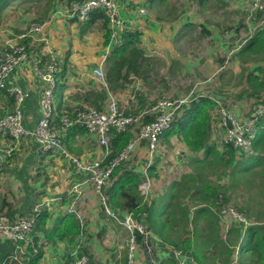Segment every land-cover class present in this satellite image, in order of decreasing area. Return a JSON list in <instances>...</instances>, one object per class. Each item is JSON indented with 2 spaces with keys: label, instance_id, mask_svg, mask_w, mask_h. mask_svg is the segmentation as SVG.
Wrapping results in <instances>:
<instances>
[{
  "label": "crops",
  "instance_id": "1",
  "mask_svg": "<svg viewBox=\"0 0 264 264\" xmlns=\"http://www.w3.org/2000/svg\"><path fill=\"white\" fill-rule=\"evenodd\" d=\"M115 1L118 4V17L124 25L119 36L126 30L140 31L139 43L145 56L140 73L129 75V81L117 89H111L108 84L105 86L94 73L100 67L106 71V58L113 48L110 43H104L102 19L76 21L68 14V0H15L9 5L25 11L29 6L35 8L30 12L35 14L32 20L42 26L39 32L33 33L26 32L30 25L28 28H20L12 47L26 35L32 38L31 44L41 43V46L33 49L27 60L15 66L2 79L0 118L13 110L14 92L20 90L26 94L19 106L22 126L27 131L35 129L41 117L40 97L43 89L47 87L46 82L35 71L34 57L38 55L47 61L55 58L60 66L53 90L55 116L52 123L55 126H58V118L62 113H72L87 106L104 108L110 93L115 95L120 108L126 106L130 100L126 109L133 113L152 104L160 94L178 96L183 92L190 93L192 100L199 95L219 100L238 118L249 112L256 99L240 93L246 87L244 77L259 63L242 64L246 70L241 74L242 66L241 63L238 64L237 54L234 57L235 62L232 61L233 65H224L228 48L225 39L217 31L219 23L216 20L219 18L222 21L225 12L230 13L231 19L236 18V21L238 18L243 19L248 0H221L219 2L226 7L216 8L214 15L213 8L210 16L206 12L217 0ZM140 8H144L145 12L139 13ZM236 14L241 15L234 17ZM24 19L27 21L28 16L25 15ZM237 28L238 26H227L225 30L230 31L225 33L235 34L237 38L240 33L236 32ZM238 30H246V25L242 28L240 26ZM208 41L216 45L207 46ZM218 44L220 47H217ZM10 47L5 44V49ZM6 52L1 53L0 58ZM163 64L165 65L161 67ZM163 68L172 72L169 76L182 72L183 77L194 78V84L188 86L183 81L172 92L168 81L167 85L162 83L160 71ZM154 72L158 75V83L151 81V74ZM238 78L241 79L239 84ZM186 88L188 90L179 91ZM130 131L133 136L137 133L132 129ZM211 131L210 143L217 147L224 158L223 142L221 143L220 138L222 132L215 122ZM61 135L67 152L82 162L104 160L110 152V147L106 149L98 144L95 134L88 133L77 125L61 132ZM0 146L11 149V156L0 171V204L2 201L8 204L3 209L4 213L12 209L14 217H28L33 216L32 212L35 210H46L48 217L45 227L48 229L53 228L60 215L74 213L81 226L80 233L71 242L47 241L44 234L34 227L30 238L38 236V242L43 243L42 255L37 264H64L67 260L84 254L89 257L90 264H129L130 252L134 257L130 264H149L146 248L135 241L134 248L130 249L131 233L121 224V220L128 213L122 206V201L114 203L108 200L107 204L115 217L107 215L94 186L88 182L89 173L77 168L69 156L56 150L39 151L37 142L27 135L12 139L0 134ZM202 155V152H191L180 135H170L166 130L159 138L154 155L149 154L148 143L142 141L130 150L124 163L127 168L138 172L141 179L148 175L153 182L150 194L161 198L170 194L171 182L178 180L183 174L193 173V158H201ZM152 165L155 168L150 173L148 168ZM215 170L217 173L230 171V174L221 175L220 182L230 179L233 190L247 184L249 190L243 189L245 196L237 197L241 200L242 207L255 201L256 210L264 212V115L257 123L252 152L245 154L235 151L234 158L226 169L216 164ZM75 184H79L82 190V195L78 197L69 194ZM233 190L231 196H234ZM259 201L262 203L258 205ZM248 214L252 220H262L261 224H264V217L256 216L259 215L256 211H248ZM233 222L235 221H229L228 226ZM121 228L128 233V240L118 235ZM149 244L154 264L175 263L174 250L158 237L152 236ZM193 250L200 256L207 257L210 248L206 249L201 239L194 243ZM184 261L185 264H202L188 255L184 256ZM213 264L221 263L215 258ZM230 264H237L235 257Z\"/></svg>",
  "mask_w": 264,
  "mask_h": 264
},
{
  "label": "trees",
  "instance_id": "2",
  "mask_svg": "<svg viewBox=\"0 0 264 264\" xmlns=\"http://www.w3.org/2000/svg\"><path fill=\"white\" fill-rule=\"evenodd\" d=\"M13 2L15 0H0V15ZM96 18L102 19L104 43L107 44L110 39V29L104 10H93L88 19ZM27 36L22 37L14 46L22 45L25 52L30 54L33 49L40 47L41 43L31 44L32 38ZM140 38V31L126 30L121 36V42L114 45L109 52L106 58L105 79L111 89L121 88L129 81V75L140 73L141 63L145 60L144 50L139 43ZM8 51H12V47ZM238 53L246 54L254 60L261 59L264 56V27L256 29ZM54 60L57 61L55 58ZM46 61L43 58L42 64ZM257 63L259 65L244 77L246 87L240 95L246 94L255 98L256 102L264 103V60ZM242 68L241 74H244L246 69L242 70ZM0 90L3 89L0 87ZM216 106L217 101L212 97L199 95L189 102L179 118H175L170 124L167 130L170 135H180L191 152L203 154L201 158L198 156L193 158L195 167L193 173L183 174L178 180L171 182L170 194H165L161 198L156 196L145 198L139 192V185L142 182L139 173L127 168L123 160L114 165L109 180L102 188V193L111 202L122 201V206L127 212H131L133 218L143 225L145 232H148L149 242L152 236H156L174 251L181 250L185 255L194 257L202 264H213L215 258H218L221 264H230L234 257L237 264H264V224H261L262 220H252L253 218L248 214V211L251 213L256 211L259 214L256 216L264 217V212L260 213L256 210L257 203L254 201L252 204L238 208L248 221L247 224L235 221L225 227L219 209L222 205L229 204L230 195L225 194V190L219 194L216 185L209 180L199 187L208 167L214 170L216 164H219L226 169L231 164L235 151L240 153L231 144L223 143L224 158H222L217 147L210 143L213 110ZM54 116L55 112L53 118ZM147 121L149 119L144 120ZM132 134L128 130L114 132L111 135L110 152L103 164L111 162L119 155L133 137ZM62 135L61 140H63ZM154 168L152 165L148 171L152 173ZM189 191L191 194H186ZM180 192L183 194H178ZM186 200H190V204ZM262 201H259L258 205ZM7 205V202H1L0 214L15 218L12 209L8 208L9 210L3 212ZM32 215L34 227L44 234L47 241L71 242L81 231L79 220L74 213L60 215L51 229L45 227L48 217L46 210H35ZM133 234L136 243L145 248V234L137 229L133 230ZM201 239L206 249L210 248L207 257L200 256L196 250H193L194 243ZM38 241V236L30 239V243L26 246L24 263L34 264L41 258L43 243ZM14 252L15 244L12 241L0 240V264H18L12 258Z\"/></svg>",
  "mask_w": 264,
  "mask_h": 264
},
{
  "label": "built area",
  "instance_id": "3",
  "mask_svg": "<svg viewBox=\"0 0 264 264\" xmlns=\"http://www.w3.org/2000/svg\"><path fill=\"white\" fill-rule=\"evenodd\" d=\"M95 9L104 10L110 29L111 46L117 45L121 42L120 33L124 30L123 22L118 17V4L115 0H68V14L71 18L78 22H85L88 20L90 13ZM145 9L140 8L139 13H144ZM247 17L253 21L258 22V28L264 27V0H248ZM41 25L38 23L30 24L28 31L30 33L39 32ZM257 28V29H258ZM247 30V28H246ZM254 29L251 35L254 33ZM250 35V36H251ZM250 36L243 40V42H235V44L228 49L224 65H227L228 59L234 56L242 47V45L250 38ZM30 54L25 52L24 46H13L12 51H8L3 58H0V87L3 86L2 79L23 60H27ZM35 71L46 82L47 87L42 91L40 97L41 117L39 118L34 130L27 131L22 126V115L19 109L20 103L26 96L23 91L16 90L14 92L15 100L13 110L0 118V134L8 136L12 139H18L23 135L32 137L38 144L39 151L56 150L60 151L65 156H69L75 166L79 169L85 170L89 173L88 182L92 183L107 215L115 217L107 204V198L102 193L103 186L107 183L110 173L114 167L122 160L128 158L130 150L141 140H146L148 143L149 154L152 156L157 150V144L160 135L170 127V124L175 120L186 105L192 101L191 94H186L177 98L169 96H161L157 98L152 104L145 106L139 112L133 113L129 110H123L119 107L117 98L110 93L104 108L97 109L93 107H85L84 109H76L72 113L65 112L58 119V126L52 124L53 120V89L55 86L56 75L59 72L60 66L54 58L42 64L40 55L35 56ZM97 78L106 86L105 72L100 68L94 70ZM217 106L213 110V122L221 130V140L223 143H228L234 149L241 153L249 154L252 152V141L257 128V123L264 115V103L256 102L249 110V112L238 118L219 100ZM185 105V106H184ZM182 109V110H181ZM145 119L149 121L144 122ZM138 123L137 133L129 140L126 147L114 158L111 162L103 164V159H97L92 162H82L78 157L70 155L62 142L60 136L61 132L67 130L73 125H77L88 133L97 136L98 144L109 148L111 135L114 132H125L134 124ZM107 150L106 153H108ZM11 156V149L9 147L0 146V171L8 158ZM150 178L147 175L139 185V192L145 198L150 190ZM69 194L78 197L82 194L79 184H75L69 190ZM221 220L225 227L228 226L229 221H238L247 224L248 221L234 206L227 204L220 207ZM121 224L131 233L130 249L134 248V234L133 230L137 229L145 234L146 253L149 247L148 232H145L143 225L133 218L132 213L128 212L121 220ZM34 229L33 216H17L9 218L4 214H0V240H10L15 244V252L12 256L18 264L24 263V254L26 246L30 243V234ZM23 242V244H20ZM175 264H185V254L181 250H175ZM152 252L150 253L151 259ZM132 262V252L129 253V264ZM151 264L153 260L150 261ZM34 264H37L34 263ZM64 264H90L87 255H81L75 259L64 262Z\"/></svg>",
  "mask_w": 264,
  "mask_h": 264
},
{
  "label": "rangeland",
  "instance_id": "4",
  "mask_svg": "<svg viewBox=\"0 0 264 264\" xmlns=\"http://www.w3.org/2000/svg\"><path fill=\"white\" fill-rule=\"evenodd\" d=\"M219 1H221V0H217V2H216L217 4L215 3L216 5L215 4L214 5H210V8H208V10L206 12L209 16H210V11L213 8H215L212 11V13L214 15L217 12L216 8L226 7L225 5L223 6L221 4V2H219ZM226 5L227 6H230V4H228V3ZM34 10H35V8H32L31 6H29L28 8H26V11L24 9L20 8V7H14V6H9L6 9L5 13L3 14V16L0 19V54L1 53H4L6 51L8 52V50L5 49V44H7V45H9V46L12 47V44L15 42V40L17 38V34L19 33L20 28H28V26L32 22L34 23V21L32 20V18L34 17L35 14L34 13H30V12H32ZM246 11H247V9H246ZM27 12H29L30 14H28ZM243 12H245V11H243ZM25 15L28 16L27 21L24 19ZM240 15L241 14H236V15H234V17H236V16L239 17ZM223 16H224V18L222 19V21H220L219 18L216 19L218 21V23H219V25H217V31H218L219 35L223 39H225V43H226V46H227L228 49H230L235 44L236 41L237 42H243L244 39L248 38L251 35V33H252V31L254 29H257L258 28L257 27L258 26V22L251 20V18H248L247 17V12H246V15L245 14L243 15V17H244L243 19H239L238 18L237 21H236V18L231 19V14L228 13V12L223 13ZM244 24L246 25L247 30H238L239 27L241 26V28H242L244 26ZM213 25L214 26L216 25L215 21H214V24ZM227 26H231V28H234L235 26H238V28L236 29V32H240V33H238V37L237 38H236L235 34L228 35V33H225V32H229L230 31V30H225V27H227ZM26 30H27L26 31L27 33H30L28 31V29H26ZM230 33H232V32H230ZM235 38H236V40H235ZM38 41H40V40H38ZM221 42H223V40H221ZM208 45L209 46H215L216 43L211 42V41H208L207 46ZM217 47H220L219 44H218ZM237 54H238V56H237L238 58L237 59L239 60L238 61V64L241 63V66L244 63L251 62L253 64V63L257 62V61L260 62V60H264V56L261 59L254 60L253 58L248 57L246 54L240 55L237 52L234 56H232L230 59H228L227 65L228 64L230 65L233 60L235 62V58L234 57H236ZM0 57H1V55H0ZM225 58H226V55H225ZM234 62L231 65H233ZM164 65L165 64L161 65V67H163ZM208 72H210V71H208ZM181 73L182 72H180V74H177V75H171V76H169L170 74H172V72H168V71L165 70V68H163V71H160L161 77H163L162 78V83H164L165 85H167V81H168L170 83L169 89H171L172 92H173V90H175L177 88V86L179 84H182L183 81L188 86H191V85L194 84L193 83L195 81L194 78H190V77H186V76L183 77ZM211 73L213 74L214 72H211ZM151 76H152L151 77V81H154L155 83H158V81L156 79L158 75L154 72V73L151 74ZM232 81L233 80L231 79L230 80V83H232ZM240 81H241V79L238 78L237 79V83L239 84ZM186 90H188V88H186V89H180L179 91L182 92V91H186ZM186 94H188V93L187 92H183V93L179 94L178 96H175L174 94L168 95L166 93V94H160L157 98H159L161 96H169L171 98H177V97H180V96H183V95H186ZM255 103H256V101L252 105H254ZM128 105H130V100L127 103V105L124 106V107H121V109H123L124 111L127 110L126 108L128 107ZM87 107H89V106H87ZM138 125H139L138 123L132 125L130 127V130L132 129L133 132H137L138 131ZM166 130H168V129H166ZM142 141L147 142L146 140H141L137 144H140ZM221 143H222V140H221ZM123 161H125V160H123ZM215 173H217L215 169L212 170L211 167H208L207 170H206V172L204 173V176L202 178V182L199 183V187H201L202 185H204L207 180L213 182L216 185V187L218 188L219 194H222L223 190H225L224 193L230 195V201H229V204L230 205L234 206L236 209L240 208L241 207V205H240V201L241 200H238L237 197L239 196V197L242 198V196H245L246 193L244 192L243 189H248L249 190V188H247V184L238 186V187L234 188V190H233L230 179L228 181L224 182V183L220 182L221 181L220 180L221 175L224 174V173L230 174V171H228V170L227 171H219V173H217V174H215ZM89 184H90V182H89ZM151 184H153V182L150 179V185ZM151 189H152V187H150V190ZM150 190H149V194H147V198H151L153 196V194H150ZM232 190L234 192V196H231ZM154 191H157V190L155 189ZM178 194H183V192H180ZM186 194H191V193L189 191ZM186 202L188 204H190V200H186ZM118 235H121V237L124 240H128V233L126 231H124L123 228H121V229L118 230ZM100 245H102V244H100ZM145 248H146V246H145ZM151 252H152V248H151V246L149 244L148 251H147V254H148V257H149V259H148L149 264H150V261H151V256H150V253ZM133 258L134 257H132V259ZM146 258H147V255H146Z\"/></svg>",
  "mask_w": 264,
  "mask_h": 264
},
{
  "label": "clouds",
  "instance_id": "5",
  "mask_svg": "<svg viewBox=\"0 0 264 264\" xmlns=\"http://www.w3.org/2000/svg\"><path fill=\"white\" fill-rule=\"evenodd\" d=\"M110 40V39H109ZM105 72V71H104ZM107 83V82H106ZM107 85V84H106Z\"/></svg>",
  "mask_w": 264,
  "mask_h": 264
}]
</instances>
